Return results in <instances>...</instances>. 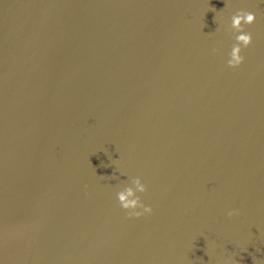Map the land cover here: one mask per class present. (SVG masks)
Here are the masks:
<instances>
[{"label": "water", "instance_id": "water-1", "mask_svg": "<svg viewBox=\"0 0 264 264\" xmlns=\"http://www.w3.org/2000/svg\"><path fill=\"white\" fill-rule=\"evenodd\" d=\"M239 9L257 20L229 68ZM133 177L153 209L139 219L116 199ZM254 257L264 264V3L0 0V264Z\"/></svg>", "mask_w": 264, "mask_h": 264}, {"label": "clouds", "instance_id": "clouds-1", "mask_svg": "<svg viewBox=\"0 0 264 264\" xmlns=\"http://www.w3.org/2000/svg\"><path fill=\"white\" fill-rule=\"evenodd\" d=\"M260 3H264V0H260ZM256 20V13L245 9L237 10L230 17L228 32L234 38V43L231 46V50L227 53L226 64L229 68H237L244 63L245 57L242 55V51L249 48L253 41L252 33L247 31V28L253 25ZM213 51L217 50L213 49ZM111 178L118 179L116 176H112ZM146 191L147 188L139 177L131 178L130 183L117 191L116 199L120 208L126 213L127 218L139 219L142 216L152 214V207L144 204L141 196L138 195ZM236 214L237 212L235 210L228 212L229 217ZM253 259L255 261V257ZM257 262L255 261V264Z\"/></svg>", "mask_w": 264, "mask_h": 264}]
</instances>
